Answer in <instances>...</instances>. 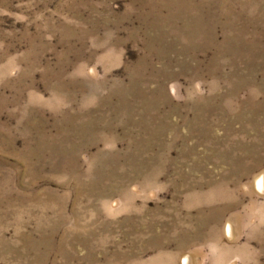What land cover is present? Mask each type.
Here are the masks:
<instances>
[{
    "label": "rangeland",
    "instance_id": "374dc122",
    "mask_svg": "<svg viewBox=\"0 0 264 264\" xmlns=\"http://www.w3.org/2000/svg\"><path fill=\"white\" fill-rule=\"evenodd\" d=\"M0 264H264V0H0Z\"/></svg>",
    "mask_w": 264,
    "mask_h": 264
},
{
    "label": "bare ground",
    "instance_id": "6f19581e",
    "mask_svg": "<svg viewBox=\"0 0 264 264\" xmlns=\"http://www.w3.org/2000/svg\"><path fill=\"white\" fill-rule=\"evenodd\" d=\"M260 182V181H259ZM260 185H261V182H260Z\"/></svg>",
    "mask_w": 264,
    "mask_h": 264
}]
</instances>
